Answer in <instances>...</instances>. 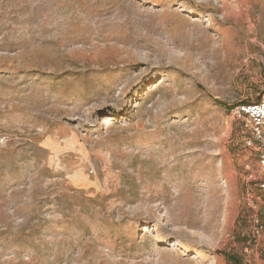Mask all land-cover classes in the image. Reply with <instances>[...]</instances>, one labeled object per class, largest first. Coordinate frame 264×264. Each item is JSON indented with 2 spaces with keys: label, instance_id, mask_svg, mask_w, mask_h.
<instances>
[{
  "label": "rangeland",
  "instance_id": "1",
  "mask_svg": "<svg viewBox=\"0 0 264 264\" xmlns=\"http://www.w3.org/2000/svg\"><path fill=\"white\" fill-rule=\"evenodd\" d=\"M263 97L264 0H0V264H264Z\"/></svg>",
  "mask_w": 264,
  "mask_h": 264
},
{
  "label": "built area",
  "instance_id": "2",
  "mask_svg": "<svg viewBox=\"0 0 264 264\" xmlns=\"http://www.w3.org/2000/svg\"><path fill=\"white\" fill-rule=\"evenodd\" d=\"M234 113L244 121L245 127L251 133L246 143L248 145L257 143L260 152L259 164L264 169V97L256 102L237 105Z\"/></svg>",
  "mask_w": 264,
  "mask_h": 264
},
{
  "label": "trees",
  "instance_id": "3",
  "mask_svg": "<svg viewBox=\"0 0 264 264\" xmlns=\"http://www.w3.org/2000/svg\"><path fill=\"white\" fill-rule=\"evenodd\" d=\"M218 104H220L221 106L224 107H228L226 103L221 102V101H217ZM240 103H251V102H245V101H241ZM260 154V152H259ZM222 254L226 257V259L231 263V264H243L242 260L240 259L239 256L235 255V254H231L229 252H222Z\"/></svg>",
  "mask_w": 264,
  "mask_h": 264
}]
</instances>
